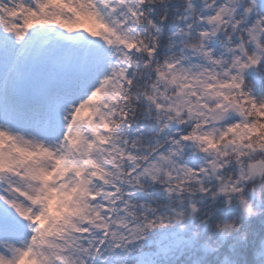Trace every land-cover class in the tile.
<instances>
[{
  "label": "snow or ice",
  "instance_id": "6c2138e0",
  "mask_svg": "<svg viewBox=\"0 0 264 264\" xmlns=\"http://www.w3.org/2000/svg\"><path fill=\"white\" fill-rule=\"evenodd\" d=\"M0 264H264V0H0Z\"/></svg>",
  "mask_w": 264,
  "mask_h": 264
}]
</instances>
